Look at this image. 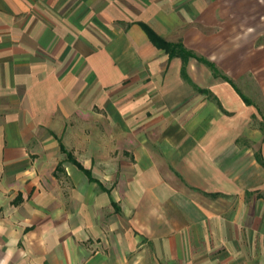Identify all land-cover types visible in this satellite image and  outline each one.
I'll use <instances>...</instances> for the list:
<instances>
[{
    "label": "crops",
    "instance_id": "crops-1",
    "mask_svg": "<svg viewBox=\"0 0 264 264\" xmlns=\"http://www.w3.org/2000/svg\"><path fill=\"white\" fill-rule=\"evenodd\" d=\"M0 264H264V0H0Z\"/></svg>",
    "mask_w": 264,
    "mask_h": 264
},
{
    "label": "trees",
    "instance_id": "trees-1",
    "mask_svg": "<svg viewBox=\"0 0 264 264\" xmlns=\"http://www.w3.org/2000/svg\"><path fill=\"white\" fill-rule=\"evenodd\" d=\"M143 30L146 32V34L148 35V38L150 39V41L152 42V44L154 46H156L157 48H160L162 50H164V52H166L170 57L176 56L180 53H185L187 55H190L189 52L185 51V49L181 46V45H173L170 44L168 42H166L165 40H163L162 38H160L159 36H157L156 34H154L147 26L142 25ZM63 152H66L63 148H62ZM68 159L75 164L78 168L82 169V167L75 161V159L68 154ZM88 176L90 179L91 175L90 172L82 169Z\"/></svg>",
    "mask_w": 264,
    "mask_h": 264
},
{
    "label": "rangeland",
    "instance_id": "rangeland-1",
    "mask_svg": "<svg viewBox=\"0 0 264 264\" xmlns=\"http://www.w3.org/2000/svg\"><path fill=\"white\" fill-rule=\"evenodd\" d=\"M211 69H212V71H214L213 68H211Z\"/></svg>",
    "mask_w": 264,
    "mask_h": 264
}]
</instances>
